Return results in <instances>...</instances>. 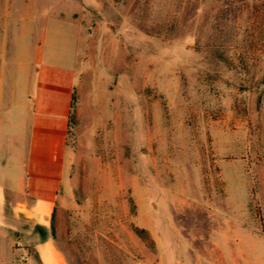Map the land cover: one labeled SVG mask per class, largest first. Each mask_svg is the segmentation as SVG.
Returning <instances> with one entry per match:
<instances>
[{
	"label": "rangeland",
	"instance_id": "1",
	"mask_svg": "<svg viewBox=\"0 0 264 264\" xmlns=\"http://www.w3.org/2000/svg\"><path fill=\"white\" fill-rule=\"evenodd\" d=\"M14 1L5 27L74 72L50 223L68 263L264 264V7L211 48V0ZM29 49L0 52L1 110Z\"/></svg>",
	"mask_w": 264,
	"mask_h": 264
},
{
	"label": "crops",
	"instance_id": "2",
	"mask_svg": "<svg viewBox=\"0 0 264 264\" xmlns=\"http://www.w3.org/2000/svg\"><path fill=\"white\" fill-rule=\"evenodd\" d=\"M14 5L0 0V52L30 48L31 57L22 66L29 92L0 109V264H69L50 223L64 175L74 72L20 44L19 32L4 25L14 19Z\"/></svg>",
	"mask_w": 264,
	"mask_h": 264
},
{
	"label": "trees",
	"instance_id": "3",
	"mask_svg": "<svg viewBox=\"0 0 264 264\" xmlns=\"http://www.w3.org/2000/svg\"><path fill=\"white\" fill-rule=\"evenodd\" d=\"M260 7H264V0H211L208 16L209 29L212 33L214 32L219 41L217 46L211 48H222L225 42L230 43V39L233 37L231 32L241 12ZM73 101L74 97L71 94L70 109Z\"/></svg>",
	"mask_w": 264,
	"mask_h": 264
}]
</instances>
